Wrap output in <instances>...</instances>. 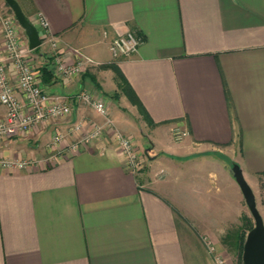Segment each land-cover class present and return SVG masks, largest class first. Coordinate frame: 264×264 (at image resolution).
Wrapping results in <instances>:
<instances>
[{"label":"crops","instance_id":"0c3cea01","mask_svg":"<svg viewBox=\"0 0 264 264\" xmlns=\"http://www.w3.org/2000/svg\"><path fill=\"white\" fill-rule=\"evenodd\" d=\"M26 1L19 3L41 38L39 13L59 38L56 50L44 37L33 51L39 79L47 92L69 98L72 112L0 137V161H37L0 163V264H219L218 256L238 264L228 238L237 231L241 240L249 207L232 162L258 206L264 202V0ZM128 30L145 40L136 54L115 60L110 43ZM56 54L66 64L95 63L70 78ZM114 65L154 120L150 129L170 140L159 152L151 151L154 138L144 148L140 174L111 129L69 149L78 137L68 133L73 122L84 121L89 132L104 121L76 98L83 91L109 105L138 151L145 145L135 136L145 118L121 91ZM6 113L0 104V120ZM177 126L188 132L182 142L173 138ZM57 130L66 137L55 147Z\"/></svg>","mask_w":264,"mask_h":264},{"label":"built area","instance_id":"2783aa9c","mask_svg":"<svg viewBox=\"0 0 264 264\" xmlns=\"http://www.w3.org/2000/svg\"><path fill=\"white\" fill-rule=\"evenodd\" d=\"M37 19L46 33L45 40L51 43L56 50L59 38L50 32L48 19L42 13L38 14ZM144 40V36L135 30H128L114 37L110 43L113 58L118 60L121 57H131L139 51ZM33 51L28 36L16 16L2 13L0 10V104L7 108L5 118L0 120V137L28 132L43 122L65 118L72 112L69 98L59 94H51L44 88L33 63ZM55 57L58 69L70 78L80 74L85 67L95 63L93 59L83 57L76 63L66 64L61 56L56 54ZM10 64L17 75L19 91L11 82ZM17 92H20L21 95H18ZM76 98L93 106L104 118V121L94 123L89 132L84 131V121L73 122L68 133H77L78 137L72 142L69 149L78 150L83 144L99 137L105 130L111 129L121 144V151L126 156L128 163L135 167L138 158L134 144L129 136L117 127L107 104L104 101L94 99L88 91L79 92ZM173 134L176 140H182L188 135V132L177 126L173 129ZM65 137L64 131L57 130L53 135L51 145L58 147ZM61 153H63V149L59 148L55 154L60 155ZM0 163L7 167L25 168L36 164L37 161L29 158L7 159L0 161ZM209 245L214 251L215 246L210 243ZM217 261L219 264L225 263L220 256L217 257Z\"/></svg>","mask_w":264,"mask_h":264},{"label":"water","instance_id":"95a60500","mask_svg":"<svg viewBox=\"0 0 264 264\" xmlns=\"http://www.w3.org/2000/svg\"><path fill=\"white\" fill-rule=\"evenodd\" d=\"M5 1L25 30L30 47L32 49L39 47L42 44L40 32L36 25L27 17L19 1ZM231 170L241 187L246 203L255 219V225L250 229L245 240L242 255L243 264H264V218L258 208L255 192L247 181L240 164L234 163Z\"/></svg>","mask_w":264,"mask_h":264},{"label":"rangeland","instance_id":"374dc122","mask_svg":"<svg viewBox=\"0 0 264 264\" xmlns=\"http://www.w3.org/2000/svg\"><path fill=\"white\" fill-rule=\"evenodd\" d=\"M18 1H21L24 5H25V3H27L26 0H18ZM0 10L2 11V13L14 14V12L7 5L5 0H0ZM38 25L40 26L39 22H38ZM107 106L109 107L108 104H107ZM109 110H110V107H109ZM142 122L143 123H141L139 125V127H138V129L136 131V135H135L136 139H138L140 143H142L143 145L145 144L143 147H140V149H139L140 152L138 151V148L136 146L134 137L132 135H130V134H126L132 140V142L134 144V147L136 149L137 158H138L136 166L134 167V166L130 165L131 168H133L135 170L136 174H140L141 171L143 170V168H145V164L147 165L148 158L146 156L147 154H146V150L144 148L145 147L149 148V147H152L154 145V143L152 142L153 138L155 140V145L153 146V150H151L152 152H154V151L159 152V151H161V149H163V147H166V146L170 145V140L168 141V139H166L164 136H161V134L160 135L157 134L158 131H154V130L150 129V127H149L150 123L148 121H146V119L145 120L143 119ZM112 134L114 135V133H112ZM147 134L150 136V138L152 140L150 138H148ZM186 137L187 136H185L182 140H176L175 137H174V134H173V138H174V140L176 142H182V141L185 140ZM114 138H115V135H114ZM114 140L119 145L120 150H122L121 144L119 143V141L116 138ZM258 208H259V210H260V212H261V214L263 215V218H264V202L263 203L260 202ZM246 216L248 217L247 220L246 219L244 220V218H243V223L245 224V225L243 224V229H244L243 234L245 233V240H246L248 232L250 231L249 226L250 225L251 226L255 225V219H254V217H253V215H252V213H251L249 208H248V214ZM236 233H238V232L235 231L229 236L228 240H229V244L230 243L231 244L228 245V249L234 254L235 258H238L239 257V244H238L239 241L238 240L236 241V235H237ZM245 240H244V244H245ZM235 242L237 243L236 245H235ZM239 262H238V264H239Z\"/></svg>","mask_w":264,"mask_h":264},{"label":"trees","instance_id":"16d2710c","mask_svg":"<svg viewBox=\"0 0 264 264\" xmlns=\"http://www.w3.org/2000/svg\"><path fill=\"white\" fill-rule=\"evenodd\" d=\"M114 67H116L117 74H118V76L120 78V85L119 86H120L121 91L126 93L129 96V98L132 100V102L138 106L141 114L146 119V121H148L150 124H153L154 120L151 118L149 112L146 110L145 106L140 101L139 97L137 96V94L134 91V89L132 88V86L129 84V82L127 81L125 76L122 74V72L117 68V66L114 65ZM234 163L235 162H232L231 165H233ZM245 219L247 220L248 217L244 216V220ZM251 228H253V226L250 225L249 229H251ZM244 240H245V233L242 235L241 240H239V260H240V264H243L242 255H243V250H244Z\"/></svg>","mask_w":264,"mask_h":264}]
</instances>
